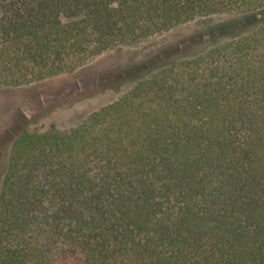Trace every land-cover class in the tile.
<instances>
[{
  "label": "trees",
  "instance_id": "obj_1",
  "mask_svg": "<svg viewBox=\"0 0 264 264\" xmlns=\"http://www.w3.org/2000/svg\"><path fill=\"white\" fill-rule=\"evenodd\" d=\"M214 14L81 122L12 137L0 264H264V0H0V85Z\"/></svg>",
  "mask_w": 264,
  "mask_h": 264
},
{
  "label": "rangeland",
  "instance_id": "obj_2",
  "mask_svg": "<svg viewBox=\"0 0 264 264\" xmlns=\"http://www.w3.org/2000/svg\"><path fill=\"white\" fill-rule=\"evenodd\" d=\"M229 17L232 16L199 17L134 45L106 51L73 72L28 85H0V183L10 142L18 130L42 131L51 123L68 128L81 122L128 90L162 54L164 46L182 44L185 39L192 42L201 34L206 39L210 31L218 33V27ZM196 48L197 45L188 52Z\"/></svg>",
  "mask_w": 264,
  "mask_h": 264
}]
</instances>
